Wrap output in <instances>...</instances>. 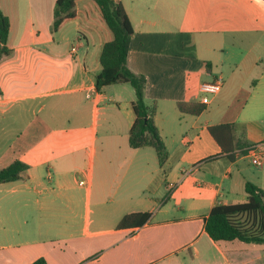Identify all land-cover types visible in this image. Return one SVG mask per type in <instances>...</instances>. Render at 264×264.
I'll use <instances>...</instances> for the list:
<instances>
[{
	"label": "crops",
	"instance_id": "obj_1",
	"mask_svg": "<svg viewBox=\"0 0 264 264\" xmlns=\"http://www.w3.org/2000/svg\"><path fill=\"white\" fill-rule=\"evenodd\" d=\"M56 1L0 0L14 50L0 62V170L28 165L23 178L0 184V264H264V243L216 242L205 229L216 204L248 200L247 182L264 190V167L247 155L264 142L248 110L264 108V0H115L134 27L128 66L146 77V100L157 105L164 164L153 147L130 146L134 87L96 89L105 36L81 39L78 19L54 34ZM220 74L224 85L201 114L179 110ZM220 123L234 126L233 161L209 131ZM131 212L152 216L118 228Z\"/></svg>",
	"mask_w": 264,
	"mask_h": 264
},
{
	"label": "trees",
	"instance_id": "obj_2",
	"mask_svg": "<svg viewBox=\"0 0 264 264\" xmlns=\"http://www.w3.org/2000/svg\"><path fill=\"white\" fill-rule=\"evenodd\" d=\"M83 1L82 7L78 3ZM80 21V38L88 41L91 32L102 33L105 41L99 53L101 71L96 77V89L118 83H130L136 92L132 106L136 115L130 129L129 143L133 148L153 147L164 164L168 153L166 144L155 122L156 103L145 97L146 77L136 74L128 66L130 43L134 27L122 2L115 0H57L52 32H59L67 23ZM10 19L0 6V62L11 58L14 50L9 47ZM181 112L199 115L206 109L201 101H180ZM209 131L230 160L236 158L234 126L220 123L209 126ZM210 157L208 159H212ZM28 165L16 160L0 170V184L24 177ZM249 198L245 202L218 203L206 218L205 229L216 242L240 240L247 243H264V190L252 182L246 183ZM151 212H131L123 216L118 228L137 229L146 224ZM30 264H49L39 257Z\"/></svg>",
	"mask_w": 264,
	"mask_h": 264
},
{
	"label": "rangeland",
	"instance_id": "obj_3",
	"mask_svg": "<svg viewBox=\"0 0 264 264\" xmlns=\"http://www.w3.org/2000/svg\"><path fill=\"white\" fill-rule=\"evenodd\" d=\"M75 40L77 42V37L75 38ZM63 45H64V42H63ZM184 46L185 45H182L181 50H184L185 51L186 49H188V45H187V48L184 47ZM197 47L204 54L203 55L204 57H202L199 62H202L205 65V60H203V59H206L207 54H208V49L207 48L205 49L204 46L201 45V43H199V45H197ZM189 51H190V49H189ZM233 54H234V52H232L231 55L229 56V60H231L230 61L231 63L226 64L225 67H224V69H223L226 74H229L233 70V68L235 67L232 64V62H234L237 59L233 56ZM236 76H238V77L241 76V72L238 71V73L236 74ZM122 84L124 85V83H120V85H122ZM125 85H129L133 89V87L129 83H127ZM110 90H111V88L108 89V91H110ZM263 92H264V90H263ZM109 93L110 92H108V93L106 92V97H104L102 99V102H101V105H100V108L102 107V109H101V112H100V115H99V137H98V140H97L98 148H99V146L101 148L102 142H104V139L102 138V135L105 134V131H107V124H105L104 118H105V113L106 112H109L110 110L108 108H106L104 106V104L108 102L107 100H108ZM246 96H247V92L246 91L242 92V94L236 99V103L241 105L246 100ZM115 105H117V104H115ZM253 105L251 103V105H250V107L248 109V110H251L250 111V119L252 120V122L255 125H257L259 127L264 126V108H261V109L258 108V109H256V108H254ZM55 122H57V121H55ZM25 124H26V122H23V121L20 122L19 121L18 126L20 127V126H23ZM7 140L8 139H6V141ZM255 169H258V168H255Z\"/></svg>",
	"mask_w": 264,
	"mask_h": 264
},
{
	"label": "built area",
	"instance_id": "obj_4",
	"mask_svg": "<svg viewBox=\"0 0 264 264\" xmlns=\"http://www.w3.org/2000/svg\"><path fill=\"white\" fill-rule=\"evenodd\" d=\"M73 52L77 51V47H73ZM225 79L222 74L217 75L213 80L203 81L199 85V91L201 94V102L208 105L212 102L213 98L220 92L224 85ZM264 142L253 145L247 148V155L249 156L251 163L257 167H264ZM84 181H80V184H84Z\"/></svg>",
	"mask_w": 264,
	"mask_h": 264
}]
</instances>
